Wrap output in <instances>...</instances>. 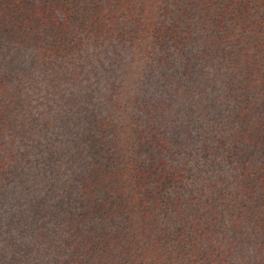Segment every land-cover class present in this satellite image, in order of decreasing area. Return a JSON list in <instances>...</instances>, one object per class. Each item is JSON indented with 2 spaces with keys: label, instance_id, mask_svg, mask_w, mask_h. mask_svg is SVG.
I'll list each match as a JSON object with an SVG mask.
<instances>
[{
  "label": "trees",
  "instance_id": "16d2710c",
  "mask_svg": "<svg viewBox=\"0 0 264 264\" xmlns=\"http://www.w3.org/2000/svg\"><path fill=\"white\" fill-rule=\"evenodd\" d=\"M2 223L0 264H264V0H0Z\"/></svg>",
  "mask_w": 264,
  "mask_h": 264
},
{
  "label": "rangeland",
  "instance_id": "374dc122",
  "mask_svg": "<svg viewBox=\"0 0 264 264\" xmlns=\"http://www.w3.org/2000/svg\"><path fill=\"white\" fill-rule=\"evenodd\" d=\"M29 54V56H30V52L28 53ZM46 79H44V81H45ZM43 83H45V82H43ZM48 83V82H47ZM46 84V83H45ZM48 85V84H47ZM210 86H212V83H210ZM213 86H216V83L215 82H213ZM228 86V84H226V87ZM225 86H223L222 84H220V90L222 91V90H227V88H226ZM47 87H46V85L45 86H42V85H38L37 87H35L33 90H31V91H27L28 92V95H29V97H27L28 99V105L31 107V108H35V109H37L38 107H40V106H42V103L43 102H46V100L48 99V98H50L51 96H52V94L51 93H47ZM216 90V89H215ZM212 93L214 92V90H212L211 91ZM153 93H155V95L156 96H161L163 93H164V91H163V89L161 88V89H158L156 92H153ZM97 97V96H96ZM47 103V102H46ZM39 109V108H38ZM55 131V130H54ZM51 131H48V133H47V137L49 136L50 138H51V140H56V142H55V144H57V142L59 143V144H61L62 143V138L60 137H58V135L56 134V132H51ZM37 140V138L35 139V141ZM16 210L17 211H19V206H17V208H16ZM14 225H12L10 228H8V225L7 224H1L0 225V232H1V234H2V231L3 230H8V229H11V230H14ZM39 228L40 227H36V231H39ZM32 229V228H31ZM28 233H30V228H29V231H28ZM15 236H16V238H15ZM14 236V238L15 239H18L20 236H21V234L20 233H17L16 235ZM2 235H1V238H0V240H2ZM8 241H10V240H8Z\"/></svg>",
  "mask_w": 264,
  "mask_h": 264
}]
</instances>
